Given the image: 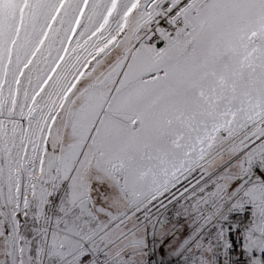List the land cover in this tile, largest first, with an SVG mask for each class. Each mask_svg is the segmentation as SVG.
Wrapping results in <instances>:
<instances>
[{
  "label": "snow or ice",
  "instance_id": "snow-or-ice-1",
  "mask_svg": "<svg viewBox=\"0 0 264 264\" xmlns=\"http://www.w3.org/2000/svg\"><path fill=\"white\" fill-rule=\"evenodd\" d=\"M0 264H264V0H0Z\"/></svg>",
  "mask_w": 264,
  "mask_h": 264
}]
</instances>
